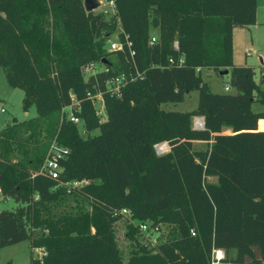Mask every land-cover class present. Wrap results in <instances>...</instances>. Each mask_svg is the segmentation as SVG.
I'll list each match as a JSON object with an SVG mask.
<instances>
[{
  "label": "trees",
  "instance_id": "trees-1",
  "mask_svg": "<svg viewBox=\"0 0 264 264\" xmlns=\"http://www.w3.org/2000/svg\"><path fill=\"white\" fill-rule=\"evenodd\" d=\"M105 1L108 19L82 0H0V68L36 112L0 128V194L16 203L0 210V248L27 240L44 248L40 264H264V80L232 61V31L255 23L256 0ZM115 31L120 46L106 51ZM94 62L103 68L83 75ZM202 69H226L231 91L212 92ZM120 74L112 93L104 82ZM191 91L194 108L160 107ZM52 142L66 150L58 179L32 175ZM140 222L163 239L140 241Z\"/></svg>",
  "mask_w": 264,
  "mask_h": 264
},
{
  "label": "rangeland",
  "instance_id": "rangeland-1",
  "mask_svg": "<svg viewBox=\"0 0 264 264\" xmlns=\"http://www.w3.org/2000/svg\"><path fill=\"white\" fill-rule=\"evenodd\" d=\"M98 2L97 7L91 10L92 13H101L105 19H108L112 15L113 10L108 2L105 0H96ZM116 31L113 32L108 39L105 41L104 49L110 50V43H116ZM152 36H156V30L151 29ZM233 62L234 64H246L253 67L254 79L258 80L262 77L264 72V0H256V12H255V23L243 28H234L233 36ZM102 64L94 62L88 70L83 69V75H88L94 71L101 70ZM260 70L262 74L260 76ZM202 78L209 84L212 92H224L223 86L225 85L228 74L219 75L214 73L210 69L202 70ZM230 91V90H229ZM23 92L21 89L9 86L4 78L3 71L0 68V128L6 124L15 121H21L36 115L34 106L31 105L26 111L21 108V99ZM197 93L191 91L184 96L182 102L177 103H162L161 108L165 110L175 111H187L194 108L196 104ZM95 107L98 109V114L101 119L104 118L102 107L98 100L95 101ZM252 111L262 110V105L253 102L251 104ZM195 118L198 116H194ZM192 118V126L193 119ZM76 125L79 126V123ZM97 130L91 131L88 134H96ZM81 137L86 135V132H79ZM53 143V142H52ZM51 143V144H52ZM55 144V142H54ZM157 144V143H156ZM194 148H202L203 144L200 142L193 143ZM208 181H214L212 177L207 178ZM16 206V203L9 197H4L0 194V210H11ZM69 206V205H68ZM64 204L63 207H68ZM115 240L118 248L122 253V258L126 259L128 256L129 244L127 239L124 237L125 227L124 221L119 220L114 225ZM166 232V228H159L155 230L152 227L147 228L142 233H136V237L144 242L153 245L163 239ZM216 252H213V257ZM33 258V250L29 247L28 241L24 240L12 245L4 246L0 248V264H4L9 261L11 264H28L29 258Z\"/></svg>",
  "mask_w": 264,
  "mask_h": 264
},
{
  "label": "built area",
  "instance_id": "built-area-1",
  "mask_svg": "<svg viewBox=\"0 0 264 264\" xmlns=\"http://www.w3.org/2000/svg\"><path fill=\"white\" fill-rule=\"evenodd\" d=\"M110 4V6L112 7V2L109 1L108 2ZM154 36H151L149 39V43L154 42ZM119 43L116 41V43H110V50L112 49H118L119 48ZM172 47L173 49L177 48L176 42L173 41L172 43ZM169 61L171 62V59H169ZM177 64L182 63V58L179 57L176 61ZM91 67L90 65L85 66L83 69L84 70H88V68ZM124 83V76L122 74L111 77L109 79H107L104 84L107 87V89L112 92V93H116V91L118 90V88ZM227 85L224 86V89H227ZM93 102L95 103L96 100H98V102L100 103L101 107H102V102L100 99L99 94H96L94 96L91 97ZM71 100L73 101V98H71ZM66 116L68 118V120L74 124L79 123V119L74 116L69 108H66ZM99 112V111H97ZM194 129H199L202 127V121L200 118H195L193 121V126ZM167 150V145L165 142H160L154 145V151L156 154H160L163 153ZM66 153V150L63 148L58 147L56 144H54V142L52 144L49 145L44 159L41 163V165L39 166V168L34 171L32 173V175L35 174H42V175H46L47 177L51 178V179H58L59 176V172H60V165H59V160L63 157V155ZM83 181H69L65 184L67 185H71V186H76V185H80L82 184ZM121 213L126 215V210L125 209H121ZM149 228L148 224L146 223H138L137 224V229L139 231V233H142L144 231H146V229ZM151 228V227H150ZM153 229L157 230L156 227H152ZM190 234L193 235L194 232L190 229ZM33 259L37 260L38 264H40L42 262L43 256L45 254V250L42 246H38V247H33Z\"/></svg>",
  "mask_w": 264,
  "mask_h": 264
},
{
  "label": "water",
  "instance_id": "water-1",
  "mask_svg": "<svg viewBox=\"0 0 264 264\" xmlns=\"http://www.w3.org/2000/svg\"><path fill=\"white\" fill-rule=\"evenodd\" d=\"M97 5H98V2H97L96 0H82V6H83V8H84V10H85L86 12L91 11L92 9H94L95 7H97ZM217 74H219V75L227 74V70H226V69H224V70H219V71L217 72ZM261 78L264 80V72H263ZM199 118H200L201 121H202V118H201V117H199ZM201 128H202V127H201ZM201 128H199V129H201Z\"/></svg>",
  "mask_w": 264,
  "mask_h": 264
},
{
  "label": "crops",
  "instance_id": "crops-1",
  "mask_svg": "<svg viewBox=\"0 0 264 264\" xmlns=\"http://www.w3.org/2000/svg\"><path fill=\"white\" fill-rule=\"evenodd\" d=\"M248 27V26H247ZM232 36H233V31H232ZM232 61H233V43H232ZM234 63V62H233ZM203 70V69H202ZM202 70H201V75H202ZM206 70V69H205ZM228 74V73H227ZM261 74H262V71L260 70V76H261ZM202 77V76H201ZM203 79V78H202ZM226 85V84H225ZM224 85V86H225ZM224 86H223V91H231V89L230 88H228L227 87V89L225 90L224 89ZM262 109H263V107H262ZM258 111H260V110H258ZM195 118V117H194ZM197 118V117H196ZM198 118H199V116H198ZM194 120V119H193ZM222 132L223 133H228L229 132V129L228 128H223L222 129ZM196 143H197V141H195ZM194 143V142H193ZM212 178H214V177H212ZM215 179V178H214ZM213 252H216L215 254L216 255H214V257H213ZM213 252H212V256H211V258L212 259H214V260H218L219 258H221L222 256H223V251L222 250H220V249H215V250H213Z\"/></svg>",
  "mask_w": 264,
  "mask_h": 264
}]
</instances>
